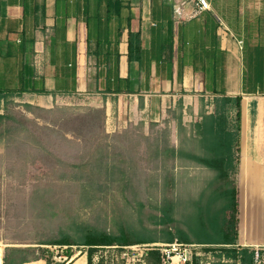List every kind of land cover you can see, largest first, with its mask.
<instances>
[{
    "label": "crops",
    "instance_id": "obj_1",
    "mask_svg": "<svg viewBox=\"0 0 264 264\" xmlns=\"http://www.w3.org/2000/svg\"><path fill=\"white\" fill-rule=\"evenodd\" d=\"M181 1L0 0V88L45 109L80 100L108 125L168 102L242 97L236 247L264 251V0H208L185 20Z\"/></svg>",
    "mask_w": 264,
    "mask_h": 264
},
{
    "label": "rangeland",
    "instance_id": "obj_2",
    "mask_svg": "<svg viewBox=\"0 0 264 264\" xmlns=\"http://www.w3.org/2000/svg\"><path fill=\"white\" fill-rule=\"evenodd\" d=\"M222 99L203 95L188 105L168 102L140 120L130 114L117 124L114 116L110 125L105 113L95 127L76 120L97 109L80 100L52 109L14 98L0 102L1 114L22 122L8 121L0 129L5 135L0 140V244L7 254L16 248L29 260L44 256L72 264L87 257L89 248L50 243L76 238L86 227L110 234L123 227L142 234L149 230L160 237L163 226L155 217L166 203L175 206L174 230L188 232L196 203L208 199L217 174L188 156L170 158L164 149L203 156L196 125L208 115L223 117L237 136L236 102L223 109ZM230 173L238 183L239 165ZM246 191L253 200L252 188ZM192 245L188 264L228 263L220 257L227 246ZM150 247H107L95 254L94 263L103 256L104 264H155L147 257ZM167 249L176 256L186 248Z\"/></svg>",
    "mask_w": 264,
    "mask_h": 264
},
{
    "label": "trees",
    "instance_id": "obj_3",
    "mask_svg": "<svg viewBox=\"0 0 264 264\" xmlns=\"http://www.w3.org/2000/svg\"><path fill=\"white\" fill-rule=\"evenodd\" d=\"M132 50V47H130ZM130 50V51H131ZM35 92V91H33ZM27 93L25 89L18 92L4 90L0 88V102H8L9 99L16 95L22 96ZM223 109L236 102L237 107V127L239 134L227 129L226 121L223 117L218 118L216 115H208L203 117V121L197 123V131L200 136V144L205 149L203 156H195L175 149H164L166 156L170 158L189 157L198 164L216 172L214 180L207 200H200L196 203L197 212L188 221L189 231L175 229L172 227L177 221L174 217L175 206L172 203H166L161 208V216H157L155 223L163 226L160 231V237L147 230L145 234L138 231L120 229L119 234H110L100 232L90 227L83 228L79 231L78 236H65L59 241H53L51 245L61 246H79L88 247V264L94 263V256L97 252L107 247L118 246L126 248L136 245H149L155 243L172 244L179 241L183 244H198L204 246H227L224 249L221 258H226L228 263L225 264H257V252H259L260 260H264V251H256L248 248H237L236 242L239 237V188L238 183L231 177V170L239 165V159H235V153H241L240 136L242 123V97L231 98L226 93H221ZM30 108L31 106L28 105ZM101 115L105 118V112L99 109H91L88 115H78L76 118L80 126L85 127L92 125L95 127L96 122ZM8 121L17 122L22 126V122L14 117L0 113V129H2ZM88 127V126H87ZM4 134L0 135V140L4 138ZM15 137V136H13ZM169 157V156H168ZM205 196V195H203ZM44 252V251H43ZM25 252L21 249H10L6 252L5 264H25L37 260H45L48 264L53 261L46 257H38L29 260L23 257ZM147 257L155 264H162L161 252L158 249H151ZM105 259L102 256L100 264H104ZM196 264V263H195ZM264 264V262L262 263Z\"/></svg>",
    "mask_w": 264,
    "mask_h": 264
},
{
    "label": "built area",
    "instance_id": "obj_4",
    "mask_svg": "<svg viewBox=\"0 0 264 264\" xmlns=\"http://www.w3.org/2000/svg\"><path fill=\"white\" fill-rule=\"evenodd\" d=\"M194 4L195 9L192 13L186 12V7L189 4ZM211 7L208 0H189V1H181L178 3L175 7V13L177 17L181 20L192 18L195 15H198L199 13H202L204 11L209 10ZM151 246L148 250L151 249H158L161 252L162 257V264H188L192 261V256L190 254V248L193 247L192 244H183L179 243V241H175L172 244H166V243H155V244H149ZM169 247H181L186 248L184 252H180L178 255L173 256L172 253H168ZM148 254V253H147ZM5 257H6V247L2 244H0V264H5ZM64 258L65 260L67 257H60V259ZM257 264H262L264 261L260 260L259 252H257Z\"/></svg>",
    "mask_w": 264,
    "mask_h": 264
}]
</instances>
